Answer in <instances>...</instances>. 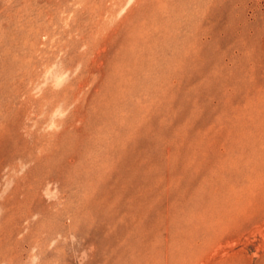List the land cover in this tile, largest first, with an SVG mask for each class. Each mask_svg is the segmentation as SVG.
<instances>
[{
	"label": "rangeland",
	"instance_id": "rangeland-1",
	"mask_svg": "<svg viewBox=\"0 0 264 264\" xmlns=\"http://www.w3.org/2000/svg\"><path fill=\"white\" fill-rule=\"evenodd\" d=\"M0 264H264V0H0Z\"/></svg>",
	"mask_w": 264,
	"mask_h": 264
}]
</instances>
